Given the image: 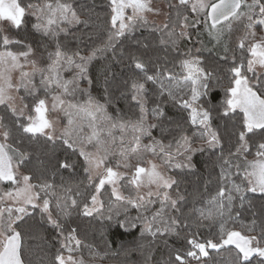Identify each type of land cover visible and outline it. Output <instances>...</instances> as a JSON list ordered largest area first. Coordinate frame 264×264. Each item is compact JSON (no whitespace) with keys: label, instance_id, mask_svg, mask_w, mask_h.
<instances>
[{"label":"snow or ice","instance_id":"1","mask_svg":"<svg viewBox=\"0 0 264 264\" xmlns=\"http://www.w3.org/2000/svg\"><path fill=\"white\" fill-rule=\"evenodd\" d=\"M166 9L0 0V24L40 38L0 29V264H32L25 237L59 244L52 264H89L85 249L120 264H264V0Z\"/></svg>","mask_w":264,"mask_h":264},{"label":"trees","instance_id":"2","mask_svg":"<svg viewBox=\"0 0 264 264\" xmlns=\"http://www.w3.org/2000/svg\"><path fill=\"white\" fill-rule=\"evenodd\" d=\"M164 2L167 5V0H164ZM106 15V13L101 12V16L104 17ZM1 29V27H0ZM18 38H26V40L28 42L31 43H35L37 40H39V36L38 35H34L31 31L30 26L22 31H19L16 33ZM2 50V49H0ZM13 50H17L16 48H13ZM205 55H209V53H205ZM211 55H215V53H212ZM102 67L103 64L102 62L100 64H97L94 68H92L90 71L92 72L94 78H95V83L93 85V89H92V94L95 97H99L100 96V92H101V86H102V79H101V72H102ZM114 70H116L117 72H119V67L117 66H113ZM226 67V65H225ZM84 88H87L88 85L86 82L82 83L81 85ZM23 94V93H21ZM80 99H83L85 97H79ZM223 98V91L222 89L220 90V99ZM121 107L126 108V102H121ZM3 110V107L0 108V111ZM172 114L175 115V111H172ZM223 121H220V124L223 125ZM38 155V154H37ZM251 158V157H250ZM199 159L201 160V162L204 161L205 157L201 156L199 157ZM35 163V161L33 162ZM32 165H29V167H31ZM0 191H2V187L0 186ZM192 188L189 187V192L191 193ZM214 195L215 194V190L211 189L210 193H205L204 195ZM109 193L108 191H105L103 193V198L107 199ZM255 199V203L259 206V204L261 203V198L259 196V194H255L254 196ZM36 220H39V212H37L35 214ZM81 225L80 228V238L85 242V243H92V244H98L100 246V249H103V244L100 241V237H99V233L97 232V227L98 226H94L95 222L93 221L92 224L90 225L87 220H81L78 221ZM247 222V221H245ZM29 223H35V221H30ZM202 231H207L206 229H202ZM211 231L214 233L216 231L215 226L211 227ZM44 232L46 235H48L49 237L52 236V232L50 229L45 228ZM183 235V234H182ZM116 239L118 242L120 241V237L119 236H110L109 239ZM124 241H130L132 239V237L125 235L123 237ZM25 243H26V248L30 245L31 246V251L26 252V256L28 259H30L32 261V264H41V261H44V264H52V259L54 257V255L56 254V252L59 250V244H53V243H43V242H37V241H30L27 237H25ZM37 243L40 244L39 247H37ZM182 241L175 238V237H171L168 240V245L169 246H175V247H181L182 245ZM153 253H154V259L155 260H159V261H164L165 259H167V255H168V249L165 247V245L162 242H158L156 247L153 249ZM223 255L225 257H227V253H223ZM84 256L85 259L89 261V263L92 264H120L121 261V257H107L104 259H99V258H90L88 255L87 250L85 249L84 251ZM133 259H139V257H134Z\"/></svg>","mask_w":264,"mask_h":264},{"label":"rangeland","instance_id":"3","mask_svg":"<svg viewBox=\"0 0 264 264\" xmlns=\"http://www.w3.org/2000/svg\"><path fill=\"white\" fill-rule=\"evenodd\" d=\"M154 4L157 6V7H161V8H164L165 9V11L167 10L166 9V3L164 2V0H154ZM149 20L150 21H153V22H155L156 24H159L162 20H164V16H155V15H149ZM0 27H1V29H3L4 30V34H7V35H9V36H11V37H14V38H18L17 37V31L16 30H14V29H11V28H9L7 25H3V24H0ZM207 42V41H206ZM209 47H211V45H209ZM18 78H19V74L18 73H14L13 74V79H14V81L15 80H18ZM86 98V97H85ZM85 98H83V99H85ZM78 99H80L79 97H78ZM83 99H81V100H83ZM17 102H19V101H17ZM3 106H0V108H2ZM146 166V165H145ZM2 187V190L4 189V187L5 186H1ZM65 255H67V253H65ZM89 264H92V263H89Z\"/></svg>","mask_w":264,"mask_h":264}]
</instances>
